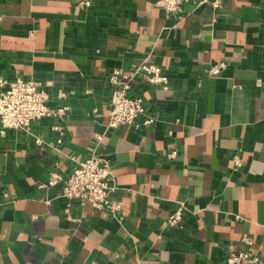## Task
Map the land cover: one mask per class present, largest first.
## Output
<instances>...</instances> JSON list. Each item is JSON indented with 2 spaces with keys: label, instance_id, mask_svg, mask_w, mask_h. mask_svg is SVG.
Segmentation results:
<instances>
[{
  "label": "crops",
  "instance_id": "0c3cea01",
  "mask_svg": "<svg viewBox=\"0 0 264 264\" xmlns=\"http://www.w3.org/2000/svg\"><path fill=\"white\" fill-rule=\"evenodd\" d=\"M80 1L0 0V77L70 106L29 131L0 122V264H227L244 235L264 260V0H190L182 18L155 0ZM143 61L169 78L133 83L155 121L108 128L110 74ZM93 152L113 167L121 221L46 184ZM178 201L182 225L166 227Z\"/></svg>",
  "mask_w": 264,
  "mask_h": 264
},
{
  "label": "built area",
  "instance_id": "2783aa9c",
  "mask_svg": "<svg viewBox=\"0 0 264 264\" xmlns=\"http://www.w3.org/2000/svg\"><path fill=\"white\" fill-rule=\"evenodd\" d=\"M190 0H155L157 7L162 8L166 16L183 17L184 6ZM93 0H81L82 7L91 6ZM200 4L208 3L213 9L222 7V0H199ZM3 14L0 12V22ZM226 68L224 61H217L209 66L208 73L212 77H219ZM112 85L111 108L109 111L108 128L114 129L123 125L143 124L151 125L155 120L148 114L145 98L141 95H132L133 83L142 79L152 86H163L167 89L169 78L162 67L154 62L143 61L131 70L115 69L110 74ZM65 96V93H61ZM50 94L44 88L41 81L36 79H24L18 77L9 81L0 77V122L1 131L5 133L8 129L29 131L33 122L44 117H64L70 110L69 105L51 106L49 104ZM56 130L60 132L58 142H62V135L66 127L57 125ZM97 140L102 139L101 134L96 135ZM40 142V140H38ZM176 155V153H172ZM73 170L64 175L57 169L50 172L46 181L47 185L60 184V195L68 199H76L81 205L90 204L97 209L108 211L114 218L121 221L122 201L116 197L119 186L115 183L113 167L108 158L103 155L92 153L90 156L77 159ZM235 165H241V160L234 157ZM57 164V163H56ZM186 204L178 201L177 206L169 213L166 227H178L182 225ZM68 218H71L70 207L65 210ZM244 247L238 248L234 245L227 247V264H264L263 258L258 251L253 250L254 239L250 235L241 238Z\"/></svg>",
  "mask_w": 264,
  "mask_h": 264
}]
</instances>
